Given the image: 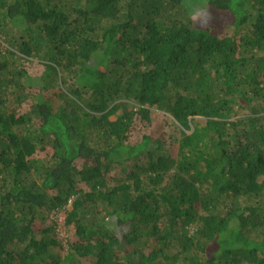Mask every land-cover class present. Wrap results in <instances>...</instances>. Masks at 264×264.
Returning a JSON list of instances; mask_svg holds the SVG:
<instances>
[{
	"label": "trees",
	"instance_id": "obj_1",
	"mask_svg": "<svg viewBox=\"0 0 264 264\" xmlns=\"http://www.w3.org/2000/svg\"><path fill=\"white\" fill-rule=\"evenodd\" d=\"M204 4L0 0V264H264V0Z\"/></svg>",
	"mask_w": 264,
	"mask_h": 264
},
{
	"label": "rangeland",
	"instance_id": "obj_2",
	"mask_svg": "<svg viewBox=\"0 0 264 264\" xmlns=\"http://www.w3.org/2000/svg\"><path fill=\"white\" fill-rule=\"evenodd\" d=\"M204 19L208 22V19H207V15L204 16ZM26 70H27V73L33 77L35 76H40L41 74H43V71H44V66L43 64L36 60V59H33V60H30L29 62L26 63ZM57 92V90H55ZM53 102L54 103H58L59 100L54 98L53 99ZM157 119L154 123H152L150 126H146L143 125V126H139L138 129L140 130V133H143V134H150L154 137H163V134L162 132L164 131H167V136L169 135H172L174 136L176 133L178 134V131L174 125L173 122H171V118H169V116L167 115H164L162 114L161 112H158L157 113ZM112 120L114 118H111ZM166 123H170L169 126H166ZM70 206H68L66 209H69ZM55 215H52V218L57 220V223H58V227H57V232L59 234V237L61 239H65L66 238V233H65V229L63 227V221H64V213H54ZM63 247H64V250L62 251L61 249L57 250L58 252L59 251H62L61 253L64 254L67 249V247L65 246V240L63 241L62 243ZM151 249V248H150ZM150 251H148L149 253ZM212 253V251H211Z\"/></svg>",
	"mask_w": 264,
	"mask_h": 264
},
{
	"label": "clouds",
	"instance_id": "obj_3",
	"mask_svg": "<svg viewBox=\"0 0 264 264\" xmlns=\"http://www.w3.org/2000/svg\"><path fill=\"white\" fill-rule=\"evenodd\" d=\"M190 19L193 23H199L200 27L206 28L208 26L207 21L204 19V16L207 14V5L206 0L203 6H190ZM210 19V15L208 16Z\"/></svg>",
	"mask_w": 264,
	"mask_h": 264
}]
</instances>
